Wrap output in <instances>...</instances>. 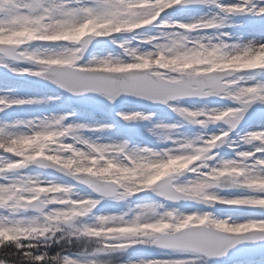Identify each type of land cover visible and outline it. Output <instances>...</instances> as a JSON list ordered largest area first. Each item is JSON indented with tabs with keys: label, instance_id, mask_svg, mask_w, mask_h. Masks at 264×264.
<instances>
[{
	"label": "snow or ice",
	"instance_id": "snow-or-ice-1",
	"mask_svg": "<svg viewBox=\"0 0 264 264\" xmlns=\"http://www.w3.org/2000/svg\"><path fill=\"white\" fill-rule=\"evenodd\" d=\"M189 6L214 7L216 15L172 20L173 12ZM233 16L264 22V0H0V68L48 81L61 95L94 93L115 101L126 94L166 105L180 120L157 127L171 133L186 122L204 133L153 151L83 138L82 130L108 126L68 122L72 113L0 121V264H104L101 257L152 247L165 251L123 264H197L200 257L226 256L234 264H255L252 257H264V129L241 128L247 120L264 119V82L236 76L264 70V39L201 51L169 40L189 31L224 36L225 20ZM109 46L121 54L101 55ZM90 48L95 55L84 59ZM228 48L241 49L247 63L234 68ZM5 60L29 67H11ZM226 73L235 78L226 79ZM209 97L231 106L194 110L170 104ZM52 99L0 95V114ZM121 119L150 117L131 113ZM210 126L215 127L208 131ZM233 135L251 149L210 163L219 149L231 146ZM180 160L187 163L178 167ZM33 167L74 183L25 174ZM178 175L193 178L175 184ZM77 185L88 193L80 195ZM225 191L236 194L222 195ZM149 192L164 203L138 205L130 220L128 213L95 215L106 200L123 202ZM181 202L186 207L166 206ZM231 213L246 215L233 219ZM89 216L95 223L84 222ZM66 236L98 247L72 252L61 245ZM53 243L61 245L59 251Z\"/></svg>",
	"mask_w": 264,
	"mask_h": 264
},
{
	"label": "rangeland",
	"instance_id": "rangeland-1",
	"mask_svg": "<svg viewBox=\"0 0 264 264\" xmlns=\"http://www.w3.org/2000/svg\"><path fill=\"white\" fill-rule=\"evenodd\" d=\"M211 7H201L195 11H192L190 13L183 12L176 16H172V20L174 21H181V22H194L195 20H198L202 16H208L209 15V9ZM264 24V22L252 19L250 17H230L225 20V27L222 29L223 33L225 34L223 37L229 44H237V40L239 37H243L245 40L248 39H264V30H262L261 25ZM204 33L212 34L215 33L216 35H220L218 32H206L201 31ZM33 48L36 47V45L32 46ZM119 52V49H116L114 47L109 46L105 49L101 55H108L112 54L113 56L117 55ZM91 56V55H90ZM87 57L85 59L90 58ZM6 63H8L11 67H29V65L25 64H18L13 61L5 60ZM237 77H242L245 80H248L249 77H254L255 80L264 82V70L259 71H253V72H242L236 74ZM20 77H16L12 75L7 70L0 68V81L2 84H0V95H7L9 97H23V98H40V99H46L47 97H53V99L44 104L39 105H33V106H25L22 109H13L9 110L7 113L0 114V121H15V120H32L36 118H43L45 116L51 117L52 115L56 114H63V113H72L73 115L70 118L71 123L74 124H86L89 126V128H95L99 127L101 125H106V127L103 131H89V130H82L79 134L86 139H89L91 141L99 142V143H122L127 142L131 148H137V149H144L148 148L153 151H161L166 150L169 148H173L176 145L172 143V140L176 139H183V138H189V139H195V136L197 134H204L202 130L199 128L193 126L190 127L189 125L183 123L182 127H179L178 129L174 130L173 132L169 133L163 128L157 127V125H170L173 123H176L180 120V118L173 113L170 108H167V111L165 113L159 112L156 109L152 108H146L143 106H121L118 108L112 107V101H109L107 98L99 95H87L85 102L87 104L86 110L83 112L78 111V109H75L71 107L67 100H57L55 99V94H53L52 91L44 89H36V87L32 85H25L21 84L20 82L13 88L14 81H18ZM232 79V78H228ZM13 83V84H12ZM171 104H179L180 106H192L194 110L198 109H211V108H222L224 106H231L230 103L227 102H219V101H194L191 102L189 100H180L176 101ZM111 105V106H110ZM131 113H141L143 115H147L150 117L148 120H143L138 125H126L125 121L121 119V114H131ZM120 122V128H115V123ZM126 125L127 129L123 127ZM122 127V129H121ZM215 126H210L208 131H211V129ZM149 129H151L152 134L149 135ZM244 130H260L264 129V119H261L260 117H256L252 122L247 124L246 127L243 128ZM22 130V129H21ZM15 131V130H12ZM131 131H133V137H136V139H132L130 135ZM244 134V131L240 132V135L242 136ZM164 135H170L171 139L168 141H165L163 139ZM251 145H245L240 140L239 136L233 135L232 136V142L231 146H224L221 149H219L218 157L215 161H212L213 165L219 163L221 159L228 160L235 157L236 152L239 151H245L250 150ZM25 174L29 175H39L42 179L46 180H54L57 182H63V183H69L62 178H58L55 176H52L46 172H43L39 169H27L25 170ZM192 176H183L181 177L182 180H188L192 179ZM176 180L174 179V183ZM71 184V183H69ZM77 191L80 195H86L88 193V190L81 186H76ZM235 192H223L222 195H234ZM145 203H164L163 201H158L156 199L152 198H140L136 200H128L123 202H118L115 200H106L104 201L95 211V215H123L124 213H128V215L125 217V219H132L135 210L137 209L138 205H143ZM166 206H174L177 208H184L186 206H178V205H166ZM223 215V214H218ZM229 214H224V216H227ZM245 213H231V216L233 219H243ZM86 223H95V217L89 216L85 218ZM91 250H94L92 248ZM89 250V251H91ZM165 250L158 249L155 247H152L148 252H137L135 250H129L126 253L125 256L123 254H120V258L115 259V256H109V257H101V261L106 260H112L116 262V264H123L124 261L128 259H135L138 260L140 258H143L144 256L148 255H155L159 256L161 252ZM127 257L126 259L122 260L121 257ZM255 261V264H264V257H257L252 258ZM218 262V261H213ZM220 262H226V263H215V264H234V261H220Z\"/></svg>",
	"mask_w": 264,
	"mask_h": 264
},
{
	"label": "clouds",
	"instance_id": "clouds-1",
	"mask_svg": "<svg viewBox=\"0 0 264 264\" xmlns=\"http://www.w3.org/2000/svg\"><path fill=\"white\" fill-rule=\"evenodd\" d=\"M209 15L210 17H214L216 15V9L214 7L209 9ZM141 38H144V37H141ZM169 40H180L183 42V45L185 48L189 50H193V51H201L205 49L207 46L212 45V44L227 43L222 35H216L215 33L208 34V33H204L201 31L182 32L179 34V36L171 35L169 37ZM250 40L251 39L245 40L241 36L238 38L237 44L246 45L249 43ZM165 42H168V41H165ZM226 51L232 56L233 67L236 69L240 68L241 65L247 63L249 59L248 56L243 55V52L241 49L228 48L226 49ZM120 54H121L120 52L117 53V55H120ZM90 55H95V53H91ZM210 59H212L213 62H216V58L213 57ZM225 77L235 78L233 77L232 73H226ZM151 134H152V131L151 129H149V135ZM185 163H187V160H180L177 166L179 167L180 165H183ZM181 177H183V175H178L174 177L173 182L175 179L176 180L175 184H184L186 180H182ZM87 247L95 248V247H98V244L96 242H91L87 244ZM210 260L211 259L207 257H200L197 261V264H209ZM104 264H116V262L112 260H106L104 261Z\"/></svg>",
	"mask_w": 264,
	"mask_h": 264
},
{
	"label": "water",
	"instance_id": "water-1",
	"mask_svg": "<svg viewBox=\"0 0 264 264\" xmlns=\"http://www.w3.org/2000/svg\"><path fill=\"white\" fill-rule=\"evenodd\" d=\"M193 8H196V7H191L189 8L188 10H192ZM182 11V10H180ZM180 11H176L174 12L173 14L176 15L177 13H179ZM93 51L91 48L89 49V52ZM227 78V77H226ZM25 80H27L28 82L30 83H35V84H38V85H42V86H45V87H49V88H52V89H55L54 86H52L48 81H45V80H38L36 78H31V77H25ZM57 90V89H55ZM59 91V90H57ZM87 95V94H86ZM70 100L72 101V103L76 104V105H84V98H85V95L84 96H81V97H73V96H70ZM131 97H134V96H130V95H121L120 97H118L115 101L116 103L120 104V103H139V104H144V105H148V106H155V107H159L161 109H165L166 105H161V104H156V103H152L151 101H146V100H143L141 98H138V97H135V99L129 101L127 99L131 98ZM191 99H194V98H191ZM205 99H210V100H218L217 97H209V98H205ZM133 101V102H132ZM252 119L250 120H247L248 121H251ZM244 122H242V125L241 127L243 126ZM35 168V167H33ZM43 170V169H42ZM47 172L49 173H52L54 175H57V176H60L66 180H69L71 181L70 179H68L67 177H64L62 176L61 174L59 173H56V172H53L51 170H47ZM72 183H74L73 181H71ZM142 196H149V197H156V198H159L158 196H156L154 193H143L137 197H142ZM160 199V198H159ZM179 204H183L182 202L179 203ZM184 205V204H183ZM196 206V205H194ZM239 247V246H237ZM258 255V254H257ZM214 259H232L230 258V256H226V257H223V258H214Z\"/></svg>",
	"mask_w": 264,
	"mask_h": 264
},
{
	"label": "trees",
	"instance_id": "trees-1",
	"mask_svg": "<svg viewBox=\"0 0 264 264\" xmlns=\"http://www.w3.org/2000/svg\"><path fill=\"white\" fill-rule=\"evenodd\" d=\"M88 242L84 240H77L75 237H65L64 240L61 241V245L65 246L72 252L84 251L86 248L87 250H91L92 248L87 247ZM55 243L52 244V248L56 249L57 251L60 250V246ZM50 254H55L54 252L49 250Z\"/></svg>",
	"mask_w": 264,
	"mask_h": 264
}]
</instances>
